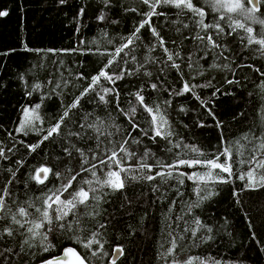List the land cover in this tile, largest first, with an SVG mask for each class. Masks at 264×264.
<instances>
[{"label": "trees", "instance_id": "1", "mask_svg": "<svg viewBox=\"0 0 264 264\" xmlns=\"http://www.w3.org/2000/svg\"><path fill=\"white\" fill-rule=\"evenodd\" d=\"M199 3L209 11L211 17L207 0H199ZM133 7L138 11H127ZM81 8L85 9L83 16L78 15ZM0 10L9 11L7 17L0 18V52L15 49L10 55L0 56V147L9 157L0 160V186L11 178L7 169H19L16 173L17 182L9 185L13 199L18 204L27 207L26 201H35L39 206L41 200H37V197L65 183L71 175L66 171L67 168L79 167L77 154L73 152L75 158L68 157L63 149L72 143L87 147L77 137L68 135L69 132L81 131L80 124L95 123L97 117L105 121L106 131L105 136L101 137L104 141L101 149L113 146L107 143L108 139L115 143L123 138V133L131 131V125L116 108V103L125 110L136 105L130 93L140 87L144 88L147 103L159 104L162 110H166L173 133L170 139L182 142L181 148H173L169 153L166 149L171 145L166 140L157 138L153 142L139 134L142 142L139 145L131 144L130 147L136 151L137 157L146 149H151L155 156L148 158L150 164H154L157 158L163 163H172L177 159L176 153L180 154L179 158H194L195 154L185 149L183 144L196 145L208 157L217 152L221 147V129L214 126L201 101H207L208 107L214 108L217 118L223 122V135L233 146L237 160L248 159L259 144L253 136V132H259L264 127V100L261 99L264 90L259 87L264 76L255 71L259 68L264 72V56L256 50L258 46L245 47L239 36L233 34L226 40L231 51L221 56L218 54L220 50L209 51L210 46L206 47L205 43L193 39L199 29L192 23L191 13L177 15L179 9L163 7L157 11L165 15L154 16L153 25L167 42L166 47L173 52H180L182 59L176 62L181 65L183 79L197 85L211 82V86L195 90L201 100L198 101L190 93L183 96L174 94L182 87L180 73L165 65L166 54L146 27L141 30V40L130 53L136 56V62H132L129 56L125 57L129 60L127 65L118 59L117 64L112 66V70L118 73L120 67L137 68L143 65L139 73L117 81L115 87L119 92V100L109 96L112 102L105 105L99 101L96 92L89 93L80 101V107L73 109L66 119L62 127L63 135L44 141L34 152H30L27 145L36 144L42 139L50 125L80 95L91 77L109 59L108 55H101L96 49L113 52L115 47L123 43L121 38L130 35L138 26L143 19L141 14L147 12L148 8L141 0H111V7H105L101 0H67L65 4H60L59 0H0ZM101 10L106 15L103 22L97 20ZM185 23L189 25L188 28L183 27ZM239 35L245 34L241 31ZM24 43L33 51H24ZM151 46H155V51H150ZM74 48L80 50L64 51ZM50 49L53 51H48ZM189 56L192 68L188 67ZM213 64L221 67H210ZM223 65L228 67L224 68ZM145 72H151L152 76L144 75ZM80 74L85 79H78ZM228 79L238 80L239 83L228 84ZM151 83L158 84L157 90L151 89ZM36 84L40 88L36 89ZM103 87L113 85L102 80L96 91L100 92ZM216 88L220 92L213 95ZM170 92L173 94L170 95ZM165 101H171V106ZM36 104L41 106L38 111L42 123L37 122L27 135L16 132L23 109ZM181 107L185 111H180ZM241 112L243 116L239 115ZM136 119L141 128H149L151 117L142 108L138 107ZM113 121L121 126V132L117 133L111 126ZM200 122L210 126L199 127ZM107 132L113 135L107 137ZM87 133L96 135L92 129H87ZM245 134L251 143L243 139ZM137 135V132H133V136ZM236 141L245 146L241 149L243 157L236 153L239 147ZM88 144L94 146L91 140ZM8 149L12 151L8 152ZM256 154L260 155L259 152ZM18 161L23 162L22 166ZM129 163L135 165L137 159ZM41 166L51 167L62 175L60 178L50 175L44 185L37 184L30 177ZM247 168V165L237 164L234 170L238 175L247 171ZM180 171L191 173L204 172L206 169L181 167ZM136 174L141 175L139 172ZM82 178L91 179V175L82 173L74 182L73 189L80 186L78 182ZM245 184L246 180L241 181L236 176L228 184L209 183L206 191L217 194L200 201L199 207H193L190 212L188 206L198 200L195 191L197 185L192 180L184 179L183 185H180L176 180L162 183L159 177L154 181L127 179L122 191L105 189L108 195L101 201L100 215L87 222L94 228L99 223L107 225L99 229V239L104 243L102 252L109 255L92 258L93 264H110L111 251L117 245L123 246L124 254L116 260V264H171L173 259L184 261L189 257L199 258L194 264H201L202 261L204 264H213L214 261L220 264H264V250L261 249L264 243V188L248 190ZM157 186L159 190L153 191ZM177 189L182 195L177 194ZM234 192L238 195H233ZM11 206L15 210L16 205ZM29 211L32 213L30 218L38 216L34 208ZM196 218L200 219L204 227H199L193 236L192 230L198 228L194 222ZM208 228L212 231L208 232ZM26 235L17 234L15 239L5 237L0 240V248L10 246L16 252L23 248L21 256L10 255L5 264H34L49 255L42 252L38 240L31 241L35 245L32 248L23 244ZM76 235L83 239L88 233H64L53 241L56 245L54 253H59L64 246L78 247L69 239ZM173 239L177 241L176 252L173 256H167V249L171 247Z\"/></svg>", "mask_w": 264, "mask_h": 264}, {"label": "snow or ice", "instance_id": "2", "mask_svg": "<svg viewBox=\"0 0 264 264\" xmlns=\"http://www.w3.org/2000/svg\"><path fill=\"white\" fill-rule=\"evenodd\" d=\"M60 4L67 3V0H59ZM105 7H111V0H101ZM143 5L148 8L147 12L142 13L143 19L135 27L134 31L127 37H122L123 43L115 47L114 51L109 53L106 50L101 52L96 49L101 55H108L109 59L100 68L98 73L91 77L90 83L79 96L75 97L71 104H69L65 111L56 119V121L50 125L46 130V134L36 144L27 145L30 152H34L40 147L44 141L53 138L54 136H62V127L65 126L66 119L69 118L73 109L80 107V101L89 93L96 92L98 99L105 105H108L112 101L108 99L109 96H115L116 101L119 100V92L117 91L116 83L119 80H123L126 76H131L139 73L140 68L143 65H139L137 68L120 67V71L117 73L112 70V66L117 64V60H121L124 65L129 63V57L132 62H136V56L130 55L134 51L137 42L141 40V30L147 29L151 32V35L158 42L160 48L163 49L166 54L167 60L165 65L177 70L180 73V79L182 80V87L175 91V95L183 96L185 94H192L198 101L201 97L197 95V88H204L211 86V82L205 84H191L187 80L183 79V72L181 70L180 63L176 61L182 59L179 51H171L166 47V41L160 34L157 28L153 25L152 18L154 16L165 15L162 11H157L158 8L172 7L179 9L177 15H184L186 13L192 14V23L199 31L195 32L193 39L205 43V46L212 49H217L219 55L223 56L224 52L231 51L226 42L228 37H233V34L239 36L241 43L245 47L256 45L257 51L264 56V0H207V6L211 9L212 16L210 17L209 11L202 5L199 0H141ZM127 11L137 12L138 9L133 7L127 9ZM85 12L84 8L79 10V16H83ZM9 15L8 10H0V18L7 17ZM106 19V15L101 10L97 16V20L103 22ZM210 19L211 22H205ZM118 23V21H112ZM223 22V23H222ZM184 28H188L187 23L183 24ZM79 31V29H78ZM245 35H239L240 32ZM203 33V35H201ZM106 35V33H105ZM186 39L188 37H185ZM246 41V43H245ZM83 44L84 42L81 41ZM111 43V41H109ZM173 43H175L173 41ZM125 49L129 51L126 52ZM24 51H33L26 43L23 44ZM80 49H70L64 51H79ZM15 49H9L7 52H0V56H7L14 52ZM53 51V50H48ZM91 52L92 49H87ZM150 51H155V46L150 47ZM123 54V56H122ZM202 59L204 57H201ZM188 67L192 68L191 56L188 58ZM227 59V57H225ZM169 62H171L169 64ZM119 67V65H117ZM210 67H221L220 65H210ZM227 68L228 65H223ZM249 67H251L249 65ZM163 71V69H161ZM255 71L264 76V72L257 68ZM202 74V73H201ZM144 75L151 77V72H145ZM78 79H85L83 74H80ZM107 81L113 87H103L100 92L96 89L100 86L101 81ZM228 84L239 83L238 80L228 79ZM36 89L40 88L39 84L34 86ZM59 87V85H57ZM152 90H157L158 84L151 83ZM264 90V81L259 85ZM220 92L219 88H216L213 95ZM31 95V92L28 93ZM172 95L173 93H169ZM135 98L136 105L131 106L128 110L120 108L119 103H116V108L124 115L128 123L131 125V131L123 133L121 140L113 143L108 139L107 143L112 144V147L101 149V144L104 143L101 137L105 136V121L97 117L95 123H82L80 124L81 131L69 132V136H75L79 140L83 141L87 147L77 146L72 143L70 147L63 149L64 153L71 158L73 152L79 157L77 169L71 167L66 171L71 173L69 178L60 187L55 189H48L47 193L42 194L41 197H37V200H41L39 206L35 201H26L27 207L17 203L13 199V192L9 185L16 183V173L19 169L13 170L7 169L11 178L7 179L3 186H0V240L5 237L15 239L17 234L25 236L23 244L28 245L30 248L35 247L31 241H39L40 247L43 253H48L47 257H42L39 260V264H93L92 258H99L101 255H109L107 252H102L104 249V243L99 239V229L107 227L104 223H99L98 227L94 228L87 221L88 219H95L100 215L101 201L108 195L105 189H109L112 192L122 191L126 187L127 179L139 180L144 179L147 181H154L158 177L162 183H167L169 180H176L178 184L183 185L184 179L192 180L196 185V195L198 200L190 204L189 212L193 207H199L200 201L209 199L211 196L217 194L212 191H206L208 184H228L231 182L233 176L241 181L246 180L245 188L248 190H256L257 188H264V127L259 132H253V136L259 141V144L254 147L248 159L237 160L233 153V146L227 141L223 135V122L216 116L214 108L208 107L207 101H201V105L205 107L207 115L214 121V126L221 129L220 139L221 147L215 154L208 157L199 147L196 145L183 144V147L188 151L195 154L194 158L183 159L179 158L180 154L176 153L177 159L172 163H163L160 159H156L154 164L147 162L148 158L155 156L151 149H146L139 157H137L136 151H133L130 147L131 144L139 145L142 141L139 134L143 137H147L153 142L157 138L166 140L171 147L166 149L171 153L173 148L179 149L182 146V142H173L170 138L173 133L170 131L169 120L167 118L166 110H162L159 104H149L146 102L144 95V88L140 87L136 92L130 93ZM251 95V94H250ZM264 100V96L261 97ZM131 103V102H129ZM166 104L171 106V101H165ZM40 104H36L34 107H25L23 109L22 118L19 121L16 132L27 135L28 131L36 127L37 122H41L39 115ZM138 107L142 108L151 117L149 121V128L144 129L140 127L139 122L136 119ZM180 111H185L181 107ZM111 116V114H109ZM239 115L243 116L241 112ZM235 119V117H234ZM116 129V132H121V126L116 125L113 121L111 125ZM199 127H206L203 122L198 124ZM87 129H92L96 135L92 136L87 133ZM133 132H137V136H133ZM112 132H107V137H111ZM243 139L249 140L247 134L243 136ZM91 140L93 144H88ZM21 143H23L21 141ZM239 147L236 149V153L243 157L244 152L241 150L245 146L240 145L239 141L235 142ZM249 143L251 141L249 140ZM227 145V146H225ZM99 150V151H98ZM12 149H8L11 152ZM257 152L260 153L257 156ZM89 153L91 155L89 156ZM203 157V159H201ZM8 155L5 150L0 147V160L8 159ZM136 158L137 163L135 165L130 164L129 161ZM22 166V161H18ZM239 164L241 166L247 165V171L236 174L234 168ZM181 167L197 168L203 167L206 169L204 172L193 171L191 173L180 171ZM159 169V170H157ZM259 170V171H258ZM139 172L141 175H137ZM82 173H90L91 179L82 178L78 183L79 187L73 189L74 182H77V177H80ZM147 173V174H144ZM60 178L62 173L54 171L53 168L48 166H41L37 168L31 180L37 184L44 185L49 179V176ZM203 185V187H201ZM27 187V184L25 185ZM70 189H73L70 191ZM159 187H154L153 191H158ZM67 193V196H65ZM202 193H206L201 195ZM177 194L179 193L177 189ZM233 195H238L234 192ZM94 202V203H93ZM106 202V201H105ZM175 202L173 201V204ZM16 205L13 210L11 205ZM35 209L38 214L35 218L32 217V213L29 209ZM182 219V217H181ZM197 229L192 230V235L195 236L199 227H204L199 218L195 219ZM23 230V231H21ZM184 231H188L185 229ZM208 232L212 229L208 228ZM67 232H87L86 238H81L79 235L69 237L78 247L66 246L63 247L59 253H54L56 245L53 241L59 238L61 235ZM171 235V233H169ZM182 239V238H181ZM206 239H211L207 237ZM253 239L255 236L253 235ZM80 249H83L81 251ZM177 249V241L173 239L171 241V247L167 249L166 255L173 256ZM261 249L264 250V243L261 244ZM7 254V255H6ZM21 256L23 254V248L19 252H16L12 247L5 246L0 248V264H5V261L10 255ZM124 254L123 246L117 245L112 249L111 256L119 257ZM36 255V253H33ZM199 260L198 257H189L187 260L180 261L173 259L171 264H194V261ZM110 264H116V259L113 258ZM201 264H204L202 261ZM213 264H220L219 261H214Z\"/></svg>", "mask_w": 264, "mask_h": 264}, {"label": "water", "instance_id": "3", "mask_svg": "<svg viewBox=\"0 0 264 264\" xmlns=\"http://www.w3.org/2000/svg\"><path fill=\"white\" fill-rule=\"evenodd\" d=\"M64 247H66V246H64ZM62 250V249H61ZM60 250V251H61ZM112 252V251H111ZM120 257V256H119ZM119 257H113V256H111L110 255V257H109V261L111 262V260L113 259V258H115L116 260L119 258ZM34 264H39V261H37V262H35Z\"/></svg>", "mask_w": 264, "mask_h": 264}]
</instances>
